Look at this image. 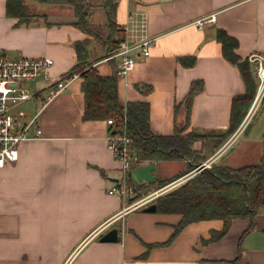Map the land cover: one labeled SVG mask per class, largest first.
<instances>
[{
	"label": "crops",
	"instance_id": "1",
	"mask_svg": "<svg viewBox=\"0 0 264 264\" xmlns=\"http://www.w3.org/2000/svg\"><path fill=\"white\" fill-rule=\"evenodd\" d=\"M24 2L30 9L31 3ZM33 3L40 12L32 11L36 18L21 25L7 14V0H0V54L54 60L35 80L32 92L40 95L25 102L27 109L25 103L20 106L27 118L37 116L43 135L24 142L19 160L0 169V264H264V209L256 215L251 231L248 219H236L225 236L212 241L224 223L202 220L185 226L171 243L167 242L181 215L144 211L190 178L179 177L190 160L156 163V182L179 178L161 188L156 182L142 184L150 191L140 199L133 200L132 189L123 197L109 194L117 185L115 180L123 176L108 147L114 128L108 119L84 118V77L75 73L78 76L70 85L47 104L42 95L54 78L69 75L78 64L75 44L92 37L74 25L73 9ZM114 3L120 27L131 16L139 20L144 13L148 34L157 38L148 57L135 51L138 62L127 77L117 76L121 105L127 108L132 101H149L151 128L157 135L176 130L225 133L232 99L244 93L245 85L239 68L224 57L217 32L225 30L238 40L236 53L242 59L251 53L264 54V0ZM108 12L105 0H99L94 22L106 23ZM213 15L215 21L210 20ZM199 20H205L203 25ZM87 48L92 58L87 66L103 75L114 73L119 58L106 59L93 42ZM192 57L194 66L181 64L180 58ZM195 80L203 81V89L188 110L186 100ZM142 85H150L151 93H143ZM240 126L214 152L210 151L213 139L194 143L203 157L201 164L241 167L264 158V125L260 135L252 130L242 133ZM240 134L245 135L243 142L235 144ZM147 196L153 200L144 202ZM113 228L119 230V241L101 242L100 237Z\"/></svg>",
	"mask_w": 264,
	"mask_h": 264
},
{
	"label": "trees",
	"instance_id": "2",
	"mask_svg": "<svg viewBox=\"0 0 264 264\" xmlns=\"http://www.w3.org/2000/svg\"><path fill=\"white\" fill-rule=\"evenodd\" d=\"M40 3L61 5L73 9L76 21L74 25L89 34L92 39L79 41L75 44L78 53V64L69 72L80 73L84 77L82 89L85 93L86 120L117 118V125L121 126L123 117H127L126 132L130 140L133 154L138 161L135 168L156 164L163 161L190 160L186 175L194 167L201 164L203 157L194 149V143L213 139L210 144L211 152L219 148L241 125L251 108L256 92L257 80L251 70L248 58L242 59L236 53L239 42L225 30H218L216 39L222 44L224 57L236 65L241 73L245 85L243 94L232 99L230 126L223 134H202L197 131L184 133L176 130L171 135H157L151 128V107L149 101H132L124 108L118 96V77L115 71L111 75L100 74L94 68L82 71V64L89 60L90 43H95L98 51L104 56L115 52L123 40L121 27L115 21L117 5L114 0H105L109 12V19L104 24L95 23L94 12L99 6V0H36ZM7 14L18 18V24L32 22L36 16L29 11L24 0H7ZM182 65L192 67L196 58H180ZM141 91L149 94L150 85L139 86ZM203 89V81L192 82L188 93L186 106L190 110L193 98ZM40 95V94H39ZM189 116V115H188ZM248 130V128H247ZM247 130L245 132H247ZM134 168V169H135ZM177 177V178H179ZM174 178V179H177ZM157 181V188H161L173 180ZM128 183L134 184L132 190L136 195L133 200L143 197L146 187L136 185L130 174ZM132 200V201H133ZM158 212H172L181 215L179 224L167 243L173 242L185 226L202 220L223 221V229L212 235L211 239L219 240L225 236L232 222L236 219H248L251 231L255 225V217L264 209V158L259 162L230 167L212 163L210 167L195 173L181 183L177 188L154 200ZM247 231V232H248ZM239 261V257L237 259Z\"/></svg>",
	"mask_w": 264,
	"mask_h": 264
},
{
	"label": "built area",
	"instance_id": "3",
	"mask_svg": "<svg viewBox=\"0 0 264 264\" xmlns=\"http://www.w3.org/2000/svg\"><path fill=\"white\" fill-rule=\"evenodd\" d=\"M141 16L139 20L131 16L132 19L121 26L123 40L118 49L106 58H119L116 67V74L119 78L127 77L136 67L138 62L134 54L136 50H139L144 57H148L152 47L156 45L157 38L148 34L146 14L142 13ZM210 20L215 21L216 16L213 15ZM204 22L205 20H199L197 23L201 26ZM247 58L255 66L257 92L254 102L240 126L242 131L248 125L257 106L264 99V54L251 53ZM53 63L54 60L49 57H28L21 54L9 57L0 54V169L19 160L20 146L24 142L41 138L43 135L42 130L37 126V116L27 118L20 106L40 94V92L33 93L24 83L35 81L39 74L42 71H47ZM77 76L78 74L73 73L54 78L46 90L47 96L44 99V104L61 94ZM107 122L114 128L107 138L108 147L120 162L123 174L118 179L117 185L109 190V194L123 197L132 189L128 178L138 159L132 152L126 132L127 117H123L121 126L117 125L115 117L108 119ZM205 163L207 166L211 164V162L202 164ZM151 200H153V196L143 199L144 202Z\"/></svg>",
	"mask_w": 264,
	"mask_h": 264
},
{
	"label": "rangeland",
	"instance_id": "4",
	"mask_svg": "<svg viewBox=\"0 0 264 264\" xmlns=\"http://www.w3.org/2000/svg\"><path fill=\"white\" fill-rule=\"evenodd\" d=\"M24 1H26V2H28V3H31V6H30V9H29V11L32 13V11L33 12H40V11H38V9H37V4H35V3H33V2H36V3H38V1H35V0H24ZM33 1V2H32ZM39 4V3H38ZM40 8V7H39ZM33 14V13H32ZM35 14V13H34ZM109 56V55H108ZM104 57H107V55L106 56H104ZM92 58L90 57L89 58V60H87L86 61V63H83L82 64V71L83 70H87V69H89V68H91V66L90 65H88L87 66V64L90 62V60H91ZM251 70H252V73H253V76L255 77V72H254V66H251ZM24 85L26 86V87H28L31 91L32 90H35L36 89V83H35V81H32V82H25L24 83ZM42 95H43V97L44 98H46V96H47V92L46 91H43V93H42ZM23 108L24 109H27L28 108V106L26 105V103L23 105ZM264 125V99H263V101L257 106V108H256V110H255V112H254V114L252 115V118L250 119V121L248 122V125L245 127V129L242 131V133H244L246 130H247V128H248V131H250V130H252L253 131V134L254 135H256V134H259L260 135V131H261V127ZM251 131V132H252ZM241 133V134H242ZM240 134V135H241ZM239 135V136H240ZM245 137V135H241V139L239 138L238 139V141L235 143V144H238L239 142L240 143H242L243 142V138ZM261 137H262V134H261ZM252 157V156H251ZM244 165V164H243ZM193 170V169H192ZM191 170V171H192ZM171 170H169L168 172H170ZM173 172V171H172ZM189 173V172H188ZM192 173H195V171H192L190 174H192ZM190 174H188V175H185L183 178H185L186 176H190L191 177V175ZM187 179H189V178H187ZM135 183V182H134ZM133 185L134 184H131L130 186L131 187H133ZM177 188V187H176ZM173 190V189H172ZM150 190L146 187V189L144 190V194H147L148 192H149ZM128 194H129V192H128ZM143 194V195H144ZM148 195V194H147Z\"/></svg>",
	"mask_w": 264,
	"mask_h": 264
},
{
	"label": "water",
	"instance_id": "5",
	"mask_svg": "<svg viewBox=\"0 0 264 264\" xmlns=\"http://www.w3.org/2000/svg\"><path fill=\"white\" fill-rule=\"evenodd\" d=\"M207 167H208L207 163L200 164L196 166L192 171H195V173H198ZM155 169H156V164H146V165L139 166L132 171L131 173L132 179L136 185H142L145 183H155L157 180L156 175L153 174V171ZM192 171H190L186 175L190 174ZM115 181H118V179H116ZM156 210H157V205L155 203L148 205L144 209L145 212H155ZM100 241L101 242H118L119 241L118 228H113L107 233L103 234L100 237Z\"/></svg>",
	"mask_w": 264,
	"mask_h": 264
}]
</instances>
